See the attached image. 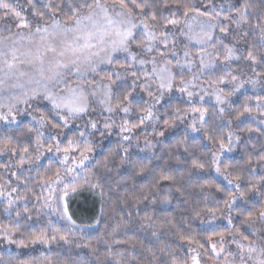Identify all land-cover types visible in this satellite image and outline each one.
Segmentation results:
<instances>
[{
  "label": "snow or ice",
  "instance_id": "obj_1",
  "mask_svg": "<svg viewBox=\"0 0 264 264\" xmlns=\"http://www.w3.org/2000/svg\"><path fill=\"white\" fill-rule=\"evenodd\" d=\"M246 85L253 90L257 85L264 88V0H17L16 4L0 0V122L18 124V116H30L35 125L27 128L30 135L21 141H0V156L9 157L0 163V202L7 205L8 212L20 201L29 202L27 193H32L36 201L32 208L25 203L23 213L15 212V224H0V242L19 249L63 242L88 249L97 260L103 254V264H123L127 250L114 252L113 246H137L118 238L121 228L127 226L124 216H113L112 222L105 224L106 231L93 243L90 236L85 238L70 211V193L99 189L103 198L104 174L115 167L108 156L93 160L98 146L93 134L106 137L118 128L121 141L128 142L138 140L133 130L146 124L163 137L165 130L179 122L187 123L192 132L203 131L218 146L208 160H192V167L199 171L214 169L235 189L225 193L223 207L193 208L196 218L208 215L201 224L212 225L217 219L226 222L223 228L206 229V240L182 231L171 220L166 222L188 245L190 264H264V205L255 212L234 207L247 195L241 190L244 176L221 161L223 153L240 145L241 136L231 130L213 136L209 128L210 120L218 118L221 124L217 127L222 131L225 124L232 125L233 119L245 123L242 118L246 116L264 125V94L229 114L231 119L226 118L224 106L231 107L230 97ZM174 91L186 95L189 107H177L171 119L161 120L156 107ZM205 97L214 98V111L202 106ZM134 112L139 113L137 122L128 119ZM158 124L163 126L160 130ZM73 126L78 131L67 135L65 130ZM43 129H47V135ZM240 131L264 137L261 127H241ZM145 145L151 146L147 138ZM256 147L251 145L252 149ZM120 148V164L130 163L128 147L121 143ZM46 153L56 156L59 167L50 165L43 175L36 169L37 191L29 187L32 181L23 177L22 170L25 164L38 165ZM246 164L250 172L257 167L264 169V145L255 154V164L252 153ZM145 170L140 166L137 175ZM13 178L24 185L23 192L13 186ZM160 180L175 184L172 175L160 176L157 183ZM262 182L264 175L256 183L249 180L248 191H261ZM199 187L224 191L211 181ZM176 191L183 195L179 187ZM141 192L137 202L149 199L150 194L143 189ZM151 202L155 204L156 200ZM164 202H170L167 196ZM120 203L128 204L127 195ZM33 208L37 219L49 217L47 226L36 231L21 224L22 215L26 221L33 219ZM234 213L242 217L239 223L234 222ZM52 214L64 225L53 227ZM141 220L142 227L155 223L150 215ZM99 224L101 219L97 218L85 227ZM147 251L157 258L151 248ZM161 251L168 252L170 264H178L179 258L170 249ZM189 259L183 264H189ZM0 264L13 262L0 253ZM16 264L37 262L19 260ZM45 264H52L51 259L46 258ZM135 264L142 262L135 260Z\"/></svg>",
  "mask_w": 264,
  "mask_h": 264
},
{
  "label": "trees",
  "instance_id": "obj_2",
  "mask_svg": "<svg viewBox=\"0 0 264 264\" xmlns=\"http://www.w3.org/2000/svg\"><path fill=\"white\" fill-rule=\"evenodd\" d=\"M263 90L261 92H252L247 89L239 93L237 97L235 96L234 102L231 103V113L237 109L242 110L245 103H254V97L264 94ZM249 97H253V99L249 101ZM166 104H164L160 112L161 120L171 119L172 113H174L177 107H189L188 103L177 98ZM204 107H208L210 112L214 111V107L211 104H206ZM138 114V112L131 114L132 122H137ZM229 119H231V116ZM242 120L245 123L233 119L232 125L229 127L225 124L221 131L217 127L221 124V121L217 118L215 121H209V128L213 136L226 135L229 130L241 136L240 145L232 152L223 153L221 161L222 163L232 165L234 169L244 176V179L240 182L241 190L245 191L247 195L244 199L237 200L234 207L239 208L241 211L251 210L255 212L264 205V182L261 184V191H248L250 187L248 182L251 180L252 183H256L259 177L264 175V169L257 167L255 172H250L246 160L248 154L252 153L253 164H255V154L260 150V146L264 145V137L258 136L257 133L248 134L247 132H242L240 128L247 126L264 128V125L247 116L242 118ZM29 126L35 127L30 121L25 120L17 125L1 127L0 141L6 138H12L14 141L25 139L30 135L27 132ZM160 126L163 127L162 125ZM65 131L67 135L71 136L78 129H67ZM202 134V137L190 136L183 132L169 134L170 136L167 139L152 150L151 155H141L135 151L128 152V161L130 163L123 165L120 164L117 156V153L122 154L120 144L124 143L120 137H115L103 145L97 146L93 160L99 161L108 156L114 161L115 167L110 173L104 174L103 198H101L99 189L95 191L98 194V198L85 195L87 191H90L85 190L78 191L76 194L80 195L73 201H70V211L77 224L84 225V222L90 224L97 218L101 219V224L95 228H83L85 238L87 239L90 236L94 243L97 236L106 231L105 224H110L113 216L117 218L124 216L127 226L121 228L118 238L134 242L137 246L134 249L130 247V244L113 246L114 252L127 250L123 264H129V261L135 264V260L141 261L142 264H147L148 260H152V264H170L168 252L161 251V249H170L179 258L178 264L183 263L185 259H189L186 250L187 244L182 243L175 236V230L166 222L171 220L182 231H189L199 239L206 240V229L223 228L226 222L219 223L215 221L213 226L201 224L200 221L206 220L208 215L204 213L199 218H196L193 208H206V206L214 207L217 205L223 207V200L226 198L225 193L235 191L232 185H229L223 177L215 173L214 169L199 171L192 167V160L199 159L206 161L210 158L211 152L215 151L216 147H218L206 138L203 131ZM89 139H92V137H89ZM252 144H256V149L251 148ZM185 148L188 150L185 151ZM8 159L7 154L0 156V163L7 162ZM89 163L91 164L92 161ZM50 165L52 168L59 167L56 156H52L50 153H46L38 165H24L22 170L23 177L32 181L29 187H35L39 191V186L35 184L37 177L36 169L39 168L40 174L43 175L44 169L49 168ZM140 166H144L146 170L142 175H137ZM0 173H3V169H0ZM162 175L174 176L175 184L162 180L157 183ZM205 181H211L219 185L224 191L217 192L215 188L202 189L199 187ZM12 183L13 186H18L20 191L23 192L24 185L18 184L15 178H13ZM177 187L182 190L183 195L181 192L176 191ZM142 189L144 193L150 194L149 199L137 202V197L143 194L141 192ZM84 192L85 194H83ZM133 192L136 193L135 197L132 196ZM27 195L30 197L29 202L20 201L19 204L15 205L8 212L5 211L7 205L0 202V224H15V212L19 210L23 213V205L25 203H28L29 207L32 208L36 201L32 198V193H27ZM44 195H48V193L45 192ZM125 195L128 198L127 205L120 203ZM165 196L168 197L170 202H164ZM153 198L156 200L155 204L151 202ZM102 205L104 211L103 217H101ZM44 211L47 212L48 210L45 209ZM128 212L132 213L130 217L127 215ZM145 215L153 217L155 223L152 227H142L143 221L141 217ZM233 215L235 217L234 222L239 223L242 217H237L235 213ZM217 216H219V213H217ZM48 218L44 216L41 219H37L35 209L33 208V219L26 221L22 215L21 224L30 231H36L47 226L45 222ZM50 218L53 227L64 225V221L60 220L57 215L52 214ZM188 225L191 227L189 228ZM154 231L157 232V235L152 234ZM79 235L80 233L77 234V239ZM149 248L156 252V259H153L148 253L147 250ZM0 253H5L6 259H11L13 264H16V261L19 260H33L37 264H45L46 258L51 259L52 264H81L82 261H87L88 264H103L104 259L103 254L97 260L96 257L89 253L88 249L76 248L74 245H65L63 242L52 244L50 247L37 245L29 249H19L14 245L10 246L4 242H0ZM133 257L135 260H133ZM117 258L119 259V257Z\"/></svg>",
  "mask_w": 264,
  "mask_h": 264
},
{
  "label": "rangeland",
  "instance_id": "obj_3",
  "mask_svg": "<svg viewBox=\"0 0 264 264\" xmlns=\"http://www.w3.org/2000/svg\"><path fill=\"white\" fill-rule=\"evenodd\" d=\"M11 2L13 4H16L17 3V0H11ZM20 2L23 3V0H20ZM188 75L190 77L191 76V73H189ZM247 89L249 91H252V92H261L264 88H262L260 85H257L256 88H255V90H253V87L251 85H246L245 88L241 90V92H243L244 90H247ZM238 94L239 93H236L235 95H233L232 97H230V103L234 102V100L236 99V97L238 96ZM134 95H136V94L134 93ZM140 95L141 96H144L145 100H148L149 99L143 93H140ZM175 98L180 99V100H182V101H184V102L187 103V97L184 94H181V93L175 92V91L173 93H171V94H166V96H165L164 100L161 102V104L157 105V107H156L157 115H159L160 118H161V113L160 112H161L164 104L170 102L171 100H173ZM195 102L197 104H199L198 98H195ZM206 104H211V105L214 106L215 105L214 98H212V97H205V100H204L202 106H204ZM224 107L226 108V118L229 119L230 116H231V115H229V114H231V107H229L228 105H225ZM17 119H18L19 123L22 122V121L28 120L32 124H34V122L31 121L30 116H18ZM128 119L132 122V116L131 115L128 117ZM10 125H17V124H4L3 122H0V128L3 127V126H10ZM152 127L153 126L151 124H146L143 129H134L133 130L134 133L139 137V139L138 140H132V141L124 142V144L129 149L128 152L135 151V152H138L141 155H151L152 154V150L157 145L161 144L171 134L176 133V132H183V133H186V134H188L190 136H194V137H202L203 136L202 131L201 132H192L191 129L187 126V123H179V122H177L174 127H171V128H168L167 130H165V135L163 137L158 136L155 133H153ZM156 127H157V130H160V128H162L159 124ZM71 129L77 130L75 128V126H73V128H71ZM42 131H45V134H47V129H43ZM93 136H94L95 142L98 144V146H101L104 143L112 140L115 137H120V133H119V129L116 128V129H113L112 130V135H110V136L101 137L99 135V133H94ZM145 138H147L150 141V143H151V146L150 147H146V145H145ZM92 139H93V137H92ZM50 154L52 156H55L53 153H50ZM69 179H70V177H69ZM83 194H85V192ZM79 195L80 194H76V193L75 194H70V196H69V203H70L71 200L73 201ZM85 195L91 196L92 198H98V194L96 192H92V191H87ZM216 221H218L219 223H221L224 220L223 219H217ZM214 224H212V226ZM85 225H87V223L84 222V225H81V226H82V228L87 229L88 227H85ZM186 250H187L188 255H189V258H190L191 253L188 251V245H186ZM180 264H183V263H180ZM189 264H190V259H189ZM207 264H214V261H207Z\"/></svg>",
  "mask_w": 264,
  "mask_h": 264
}]
</instances>
